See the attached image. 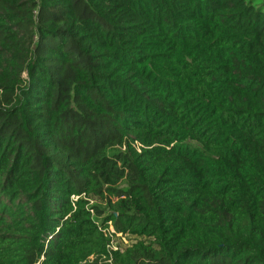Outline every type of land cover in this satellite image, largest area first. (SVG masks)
<instances>
[{
    "label": "trees",
    "instance_id": "1",
    "mask_svg": "<svg viewBox=\"0 0 264 264\" xmlns=\"http://www.w3.org/2000/svg\"><path fill=\"white\" fill-rule=\"evenodd\" d=\"M255 1L0 0V264H264Z\"/></svg>",
    "mask_w": 264,
    "mask_h": 264
},
{
    "label": "rangeland",
    "instance_id": "2",
    "mask_svg": "<svg viewBox=\"0 0 264 264\" xmlns=\"http://www.w3.org/2000/svg\"><path fill=\"white\" fill-rule=\"evenodd\" d=\"M255 3H257V6H260V7L264 8V0H256ZM81 9H82V7H81ZM194 144H195V146L196 145L198 146L197 143H194ZM113 200H114V198H113ZM91 204H101V207L104 208L106 212L109 211L108 206L102 204V201H99V200L94 201V200H92ZM114 240H115L114 241V247H122L123 248V247H125V246H127V245L132 243L133 237L129 236V235H123V234L119 233V234H117L115 236Z\"/></svg>",
    "mask_w": 264,
    "mask_h": 264
},
{
    "label": "built area",
    "instance_id": "3",
    "mask_svg": "<svg viewBox=\"0 0 264 264\" xmlns=\"http://www.w3.org/2000/svg\"><path fill=\"white\" fill-rule=\"evenodd\" d=\"M111 230L113 231V228L111 227ZM115 238V237H114ZM114 239H113V243H112V247L114 248V249H117L118 247H114Z\"/></svg>",
    "mask_w": 264,
    "mask_h": 264
}]
</instances>
